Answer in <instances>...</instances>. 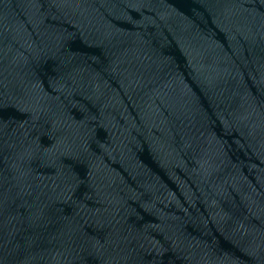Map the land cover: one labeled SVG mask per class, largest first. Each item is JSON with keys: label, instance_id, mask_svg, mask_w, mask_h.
<instances>
[{"label": "water", "instance_id": "obj_1", "mask_svg": "<svg viewBox=\"0 0 264 264\" xmlns=\"http://www.w3.org/2000/svg\"><path fill=\"white\" fill-rule=\"evenodd\" d=\"M0 264H264V0H0Z\"/></svg>", "mask_w": 264, "mask_h": 264}]
</instances>
